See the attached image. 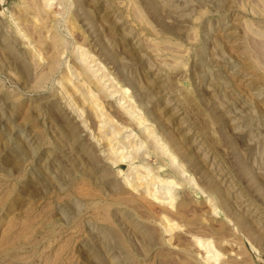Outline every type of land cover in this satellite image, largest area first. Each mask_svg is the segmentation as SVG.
<instances>
[{
  "label": "rangeland",
  "instance_id": "rangeland-1",
  "mask_svg": "<svg viewBox=\"0 0 264 264\" xmlns=\"http://www.w3.org/2000/svg\"><path fill=\"white\" fill-rule=\"evenodd\" d=\"M0 264H264V0H0Z\"/></svg>",
  "mask_w": 264,
  "mask_h": 264
}]
</instances>
